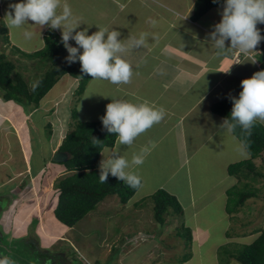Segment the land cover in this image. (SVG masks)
Segmentation results:
<instances>
[{"label": "crops", "instance_id": "1", "mask_svg": "<svg viewBox=\"0 0 264 264\" xmlns=\"http://www.w3.org/2000/svg\"><path fill=\"white\" fill-rule=\"evenodd\" d=\"M196 1L120 0L118 5L116 0H62V5L66 3L71 7L76 24H80L76 31L88 29V35H91L99 29L115 30L121 33L119 39L125 40L126 43L128 38H139L141 33L148 34L147 46L130 50L124 57L133 66L134 76L131 83L114 85L108 81L92 79L81 97H85L86 92L92 91L91 94L98 104L97 109L105 110L104 115L106 105L112 100H123L133 104L147 101L152 106L163 107L166 110L165 118L139 136L130 148L115 143L114 147H107L112 151L103 150L102 154L107 159L113 152H118L131 162L134 154L148 147L150 152L146 155L144 163L140 166L133 165L129 169L142 180V187L132 198L137 197L136 201L130 199L129 202L132 201L138 206L148 198L147 203H150L149 198L162 189L177 198L184 213L189 209L193 215L198 214V211L211 214L206 212L209 207L216 205L219 200L225 202L228 198L225 197L228 195L227 192L241 182L239 177L229 174V166L251 159L248 151L247 156H241L237 151L241 141L234 134L235 139L233 135H228L219 128L223 118L212 112V106L228 99L229 95L238 98L242 91L241 81L251 78L258 71H264V40L248 55L237 50H229L217 56V49L211 44L209 33L214 30V25L221 21L224 4L213 8L198 21H194L192 16ZM20 2L22 0H0L2 9L0 21L4 29L8 26L5 19L7 8L9 9L8 3ZM58 11H62V7ZM152 21L155 23L153 24ZM28 23L33 27L28 30L29 26L25 25V28L33 33L31 39L35 36V30L40 32L42 41L47 32L52 30L48 26L34 25L32 21ZM257 28L264 36V24L258 23ZM54 31L62 38L61 29ZM13 33L14 29L9 30L10 46L14 45L13 41H10ZM69 44L77 47L72 40ZM44 46L45 39L42 46L29 49L28 52L36 53L44 49ZM226 46L230 47V41L226 42ZM82 51L80 49L81 53ZM66 78L67 76H64L56 86L54 85L55 91L47 101L53 113L56 111L53 107H60L62 102L73 94V91L76 93L79 87V80L75 78L66 80ZM60 82H62L61 87H57ZM75 93L73 96H76ZM59 119L60 116L56 119V127L62 134V123L58 121ZM2 120L10 122L14 129L10 134H16L14 138L21 147L22 155L29 157L26 144L32 147L31 136L21 137V126L16 128V122L7 114ZM26 120L27 118L20 117V121L26 122ZM93 121L101 122L100 118L94 117L85 122ZM261 124L264 126V123ZM46 128L49 129L52 137L54 133L49 121ZM66 135L67 133L65 137ZM64 139L54 142L51 156L60 151ZM228 144L231 145L229 150L226 149L230 146ZM12 151L9 148L8 152L14 156ZM263 154L253 160L255 169H258V161ZM104 157L100 155V162ZM50 159L44 157L41 166H34L38 173L46 164L53 163ZM9 160L13 161L10 156ZM27 171L30 173V168ZM21 172L26 173L23 169L15 173ZM245 176L250 178V175L245 174ZM260 178L264 179V176ZM258 208H255V212ZM221 209L227 212V203L223 204ZM17 213L14 212V216H17ZM233 218L234 216H230L231 220ZM250 227L251 230L247 234L238 235V238L250 239L249 244L261 234V230L256 231L252 226ZM191 230L195 242V238L199 235ZM201 230L202 228L196 229V231ZM209 233L208 230L207 238ZM26 237L22 236L23 239H27ZM9 238L11 239L12 236ZM28 239L39 240L35 235Z\"/></svg>", "mask_w": 264, "mask_h": 264}, {"label": "rangeland", "instance_id": "2", "mask_svg": "<svg viewBox=\"0 0 264 264\" xmlns=\"http://www.w3.org/2000/svg\"><path fill=\"white\" fill-rule=\"evenodd\" d=\"M7 7L5 5V8ZM7 10L9 11L8 8ZM1 22L0 54L8 56L29 86H36L52 65L44 57L28 58L23 53L29 54V49L42 46L45 37L42 41L40 32L34 29L35 36L33 39H28L25 38L23 29L12 28L14 33L10 41H13L14 45L10 46L6 36H9V30L12 29H8L9 26L4 29ZM30 28L33 27L29 26L28 30ZM67 56V54L60 56L61 65L66 64ZM69 78L72 77L67 76L66 80ZM61 85L62 82L57 87ZM54 91V88L51 89L39 107L26 106L16 101H5L0 93V123L3 124L0 125L1 240L7 241L12 236L14 246L17 245L16 243L20 246L22 240L27 245L30 240L28 237L35 235L39 240L31 241L33 245L40 242L43 253L59 251L63 254L65 250L64 253L68 254L70 262L75 261L76 264H222V262L224 264L226 261L225 264H238L228 260L226 253L235 248L238 249L239 245H247L251 241L248 238H238V235L247 234L251 230L250 226L256 231L264 230V179L260 178L264 176V154L258 161V169H249L250 172L243 169L235 175L241 179L234 188L236 197L248 193H252L253 196L246 199L240 207V215L234 214L232 220L230 215L221 209L223 204L227 203L228 195L225 196L228 197L225 202L219 200L216 205L207 209L206 212L211 214L198 211V214L193 215L188 209L183 216H168L164 227L155 222L153 203H147L148 198L142 205L136 206L132 201H136L137 197L128 205H123L116 196H110L75 227L68 228L55 217L54 211L58 202L57 181L61 177L68 176L69 173L64 166L53 163L46 164L40 173L34 166H41L44 157L51 158L50 162H52L54 155L51 156V152H53L54 142L62 141L65 134L72 130L71 128L76 124L73 121L75 113L78 121L85 122L92 117L95 119L102 117L105 110L97 109L98 104L91 94L92 91L86 92L87 96L80 98L73 96L75 93L73 91V94L69 95L60 107H53L56 110L53 113L47 101ZM6 114L16 122V128L21 126V137L31 136L32 147L26 144L29 157L22 155L21 147L14 138L16 134H10L14 130L10 122L2 120ZM58 116H60L58 121L62 123V134L56 127ZM20 117L27 118L26 122L20 121ZM48 121L54 133L52 137L49 129L46 128ZM70 122L72 123L69 125ZM9 148L13 150L14 156L8 152ZM226 149H231V145ZM9 156L13 161L9 160ZM29 168L30 173L27 171ZM22 169L26 173H15ZM245 174L250 175V178H247ZM146 190H148L147 187ZM236 197L234 195V198ZM254 207H259L256 212ZM193 211L196 212L194 209ZM14 212H18L17 216H14ZM184 224L199 235L192 246L188 245L184 238L175 236ZM198 227L204 231H196ZM208 230L209 238H207ZM22 236L28 237L23 239ZM186 256H189L190 262H180ZM33 259L28 257L18 260L16 264H33L35 262Z\"/></svg>", "mask_w": 264, "mask_h": 264}, {"label": "clouds", "instance_id": "3", "mask_svg": "<svg viewBox=\"0 0 264 264\" xmlns=\"http://www.w3.org/2000/svg\"><path fill=\"white\" fill-rule=\"evenodd\" d=\"M119 5L120 0H116ZM217 3V0H213ZM5 19L10 28L24 29L25 38L31 39L33 33L25 28L29 21L34 25L48 26L50 29L62 30V43L68 52L66 61L81 64V72L114 85L129 84L134 76L133 66L124 57L134 49L147 46V33L139 38L120 40L121 33L115 30L99 29L88 35V29L76 31V24L71 7L62 0H22L20 3L9 4ZM62 11H58L61 9ZM221 21L214 25L209 39L217 56L229 50H237L248 55L264 40L257 24H264V0H225ZM154 24L155 21H152ZM75 32V34H73ZM155 38V37H153ZM75 42L77 47L69 44ZM230 41V47L226 42ZM82 49V54L80 53ZM256 63V62H253ZM242 91L239 97L229 95L233 107L229 118L223 119L219 126L226 134L233 135L237 128L242 133L251 135L256 121L264 123V71H258L251 78L241 81ZM166 115L163 107H155L147 101L139 104L123 100H112L106 105V114L100 117L104 131L115 134L116 143L130 148L136 139L159 124ZM236 137L233 135V139ZM94 141L100 142L93 138ZM155 147V145H152ZM104 151H112L105 148ZM241 156H247V145L241 141L237 146ZM148 147L134 154L131 162L118 152H113L107 159L100 162L99 180L107 183L109 174L129 187L139 190L142 187L141 177L129 169L144 163L149 154ZM0 264H15L8 257L0 258Z\"/></svg>", "mask_w": 264, "mask_h": 264}, {"label": "trees", "instance_id": "4", "mask_svg": "<svg viewBox=\"0 0 264 264\" xmlns=\"http://www.w3.org/2000/svg\"><path fill=\"white\" fill-rule=\"evenodd\" d=\"M224 2L225 0H217V3H213V0H197L192 19L198 21L210 10L221 6ZM6 37L9 43L8 35ZM23 54L28 56V58L44 57L51 63L52 67L39 80L36 86H29L24 76L17 71L16 65L8 59V56L0 54V93L5 101H16L26 104V106L39 107L42 99L64 76H71L79 80V87L75 93L79 98L85 92L90 80H92L91 76L81 72V64L78 60L75 63L69 64L66 62V64L61 65L60 56L68 55V52L62 43V38L53 29L48 31L45 36L44 49L34 54ZM232 107L233 104L228 98L214 104L212 112L225 119L230 117ZM74 116L73 121L76 124L67 133L59 149L70 155L66 163L60 164L65 167L69 175L61 177L57 181L58 202L54 211L55 217L68 228L75 227L88 214L95 211L99 204L108 197L116 196L123 205H126L138 192L137 189L129 187L126 183L119 181L110 174L107 183L100 182V155L105 148L115 146V134H109L102 130V122H82L78 121L76 113ZM234 135L247 145V151L251 155V159L229 166V174L232 176L239 174L243 169L255 170L253 160L264 153V126L256 121L251 129L250 136L242 133L240 128L236 129ZM93 138L100 142L94 141ZM257 175L260 174L257 173ZM234 188L227 192L229 197L227 213L231 217L240 212V207L247 198L253 196L252 193H248L241 195V197H236ZM234 195L236 198H234ZM149 200L153 203L154 220L162 227L167 224L168 216L176 217L184 214V210L177 198L165 190L157 191ZM178 230L179 232L175 236L184 238L188 242L187 244L192 246L193 236L191 228L183 225ZM0 241H5L4 243L6 244L0 256L2 258L8 257L15 264L18 260H24L28 257L34 258L33 260H35L34 263L36 264H67L70 260L68 259V254L64 253L66 252L65 250H63V254L55 256L59 251H55L56 253L45 251L43 253L39 243L36 246L31 241H28L29 244L26 245L22 240L20 246L19 243L14 246V241L10 238L7 241ZM237 247L239 248L226 253L228 260H233L238 264H264V230L261 231L260 236L253 243ZM188 257L186 256L181 262H188L190 260ZM72 264H76L75 261Z\"/></svg>", "mask_w": 264, "mask_h": 264}, {"label": "water", "instance_id": "5", "mask_svg": "<svg viewBox=\"0 0 264 264\" xmlns=\"http://www.w3.org/2000/svg\"><path fill=\"white\" fill-rule=\"evenodd\" d=\"M70 158L67 152L58 151L54 154L52 162L56 164L66 163Z\"/></svg>", "mask_w": 264, "mask_h": 264}, {"label": "flooded vegetation", "instance_id": "6", "mask_svg": "<svg viewBox=\"0 0 264 264\" xmlns=\"http://www.w3.org/2000/svg\"><path fill=\"white\" fill-rule=\"evenodd\" d=\"M0 240H1V238H0ZM4 240V239H3ZM12 240V239H11ZM5 247H6V244L4 243V241H0V255L2 254V252H3V249H5ZM51 253H56L55 251H52ZM58 255H61V253L60 252H57V254L55 255V256H58ZM3 256V255H2ZM0 258H2L1 256H0ZM67 264H72L71 262H70V260L68 261V263Z\"/></svg>", "mask_w": 264, "mask_h": 264}, {"label": "built area", "instance_id": "7", "mask_svg": "<svg viewBox=\"0 0 264 264\" xmlns=\"http://www.w3.org/2000/svg\"><path fill=\"white\" fill-rule=\"evenodd\" d=\"M237 59H238V57H237Z\"/></svg>", "mask_w": 264, "mask_h": 264}]
</instances>
